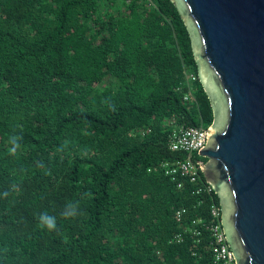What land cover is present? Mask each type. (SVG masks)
<instances>
[{
	"label": "trees",
	"instance_id": "1",
	"mask_svg": "<svg viewBox=\"0 0 264 264\" xmlns=\"http://www.w3.org/2000/svg\"><path fill=\"white\" fill-rule=\"evenodd\" d=\"M212 122L171 0H0V264H213L191 222L217 193L159 168L173 126Z\"/></svg>",
	"mask_w": 264,
	"mask_h": 264
},
{
	"label": "water",
	"instance_id": "2",
	"mask_svg": "<svg viewBox=\"0 0 264 264\" xmlns=\"http://www.w3.org/2000/svg\"><path fill=\"white\" fill-rule=\"evenodd\" d=\"M171 1L213 110L198 154L217 175L205 162L201 172L225 210L222 229L235 228L238 240L223 232L236 264H264V0Z\"/></svg>",
	"mask_w": 264,
	"mask_h": 264
},
{
	"label": "built area",
	"instance_id": "3",
	"mask_svg": "<svg viewBox=\"0 0 264 264\" xmlns=\"http://www.w3.org/2000/svg\"><path fill=\"white\" fill-rule=\"evenodd\" d=\"M194 78L193 73H186L185 83L187 90L183 95L184 100L195 101L191 90V81ZM173 122L174 120H172ZM206 134L207 127L203 125L173 126L168 135V147L172 151L183 152L186 155L184 158L175 161L164 160L159 164V168L176 183L178 188H182L185 182L193 184L191 189L195 194H210L213 191L212 185L207 178H202L200 174L204 160L198 154L201 151L199 146L204 144V136ZM195 155L199 157L196 158ZM201 202L200 199L198 203ZM185 212L186 209L184 207L175 209L174 217L178 223H182ZM208 215V218L192 220L191 223L195 226L191 230L192 235L199 237L202 232L207 233L213 264H236L221 226L220 206L216 203H211ZM175 237L178 240L182 239L180 233Z\"/></svg>",
	"mask_w": 264,
	"mask_h": 264
},
{
	"label": "flooded vegetation",
	"instance_id": "4",
	"mask_svg": "<svg viewBox=\"0 0 264 264\" xmlns=\"http://www.w3.org/2000/svg\"><path fill=\"white\" fill-rule=\"evenodd\" d=\"M209 145H212V146L214 145V142H211L210 139L208 140V143H207V146H209ZM204 162L207 164V171H208L209 176L211 177V179H214L215 176L217 175V169L215 168L213 160L210 159V158H207V160L204 161ZM224 195H228V192L224 191ZM219 205H220V221L222 222L223 219H224V214H225L224 211L225 210H224L223 206L221 205V203ZM223 229H224L225 232L226 231L229 232V239H230V236L232 234V236L233 237L235 236L236 239L238 240V237H237V235L235 233V228L234 227L231 228L230 226H227L226 228H223Z\"/></svg>",
	"mask_w": 264,
	"mask_h": 264
},
{
	"label": "clouds",
	"instance_id": "5",
	"mask_svg": "<svg viewBox=\"0 0 264 264\" xmlns=\"http://www.w3.org/2000/svg\"><path fill=\"white\" fill-rule=\"evenodd\" d=\"M15 142V141H14ZM63 215L67 218L69 216L76 215V205L68 204ZM39 220L42 226H46L48 229H54L56 227V220L54 216L48 215L47 213L41 214Z\"/></svg>",
	"mask_w": 264,
	"mask_h": 264
},
{
	"label": "rangeland",
	"instance_id": "6",
	"mask_svg": "<svg viewBox=\"0 0 264 264\" xmlns=\"http://www.w3.org/2000/svg\"><path fill=\"white\" fill-rule=\"evenodd\" d=\"M105 75V74H104ZM202 79H203V81L205 80V75L204 74H202ZM201 157V156H200ZM204 161H206L207 159H203Z\"/></svg>",
	"mask_w": 264,
	"mask_h": 264
}]
</instances>
